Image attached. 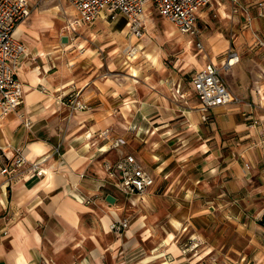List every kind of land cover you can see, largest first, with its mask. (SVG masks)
Returning a JSON list of instances; mask_svg holds the SVG:
<instances>
[{
	"label": "crops",
	"instance_id": "crops-1",
	"mask_svg": "<svg viewBox=\"0 0 264 264\" xmlns=\"http://www.w3.org/2000/svg\"><path fill=\"white\" fill-rule=\"evenodd\" d=\"M223 1L217 0L219 11L231 7L230 0ZM207 6L197 12V18L207 15ZM31 13L20 23L23 30L48 28L41 12L26 25ZM17 29L15 34L27 49L16 68L24 93L17 109L0 124V144L7 154L19 151L29 161L10 176L0 173V264H264V245L254 242L253 255L232 256L233 246L217 234H207L208 229L217 231L216 225L198 223L192 206L180 204L191 194L186 191L195 192L200 187L205 190L202 198L212 201L210 207H201L205 215L234 216V176L242 175L231 153L237 140L246 136L247 128L234 113H225L235 101L208 110V122L202 121L199 103L194 101L190 109L185 105L186 92L173 102L177 110L168 98L154 91L138 103L133 95L126 96L133 90H129L130 83L120 84L113 72L102 69L100 61L94 58L93 68L76 75L69 62L77 56L54 48V37H41L37 42L26 30L18 33ZM249 34L244 31L237 38L235 50L240 51V62L244 61ZM64 37L70 39L61 35V41ZM220 38V33L210 34L208 46L210 39ZM222 39L224 43L216 45L217 55L210 48L201 56L200 68L219 61L218 55L231 44ZM240 62L232 66L236 67L234 81L227 86L239 99L254 97L258 101L257 92L264 91L262 66H252L254 73L247 81L242 73L247 62L244 66ZM251 82L257 87L252 94L247 90ZM158 87L171 90L170 83L162 82ZM73 90H80L85 109L72 110L61 102L60 95ZM139 110L141 122L135 120ZM118 138L125 143L116 149L112 143ZM57 145H61V155L54 153ZM262 147L264 151V137ZM125 154L135 156L153 176L154 184L142 195L149 201L146 214L126 218L129 226L119 235L113 233L111 223L125 218L126 204L136 206L138 200L136 196L123 198L105 164ZM43 156L47 157L46 173L25 177L30 161ZM2 165L0 157V168ZM108 195L114 202L107 200ZM142 216L146 217L147 234L138 228ZM139 231L141 241L135 236ZM151 235L156 241L146 251L145 241Z\"/></svg>",
	"mask_w": 264,
	"mask_h": 264
},
{
	"label": "rangeland",
	"instance_id": "rangeland-1",
	"mask_svg": "<svg viewBox=\"0 0 264 264\" xmlns=\"http://www.w3.org/2000/svg\"><path fill=\"white\" fill-rule=\"evenodd\" d=\"M30 5L33 8L31 16L26 20V25L32 22V19L36 12H41L42 15L57 13L58 19H55V25L51 28H46L41 33L42 38L54 37V48L64 50L69 53L75 54L76 58H71L70 62L73 71L76 75L84 73L93 68V59L96 55H99L100 65L102 69L108 73L113 72V77H116L120 84L129 82L131 67L137 66L141 69L143 76L138 78V82L135 83L134 89L126 93V96H132L136 99L135 102L142 103L147 100L150 93L156 92L159 96H164L172 102V106L176 109L177 106L173 105L174 101L181 99V92H186L187 107H194V101L200 104L201 114L207 113L208 122L210 115L207 111H203L201 103L195 97L194 91L190 83V76L197 67L189 64L187 61V55H196L198 60L202 61L201 56L205 52L210 51L207 38L210 34L220 33L222 38L227 39L231 44L227 46L219 55L220 63L221 59L226 54L229 48L236 49L238 44V36L244 31H250L249 42L244 45L243 60L247 62L246 67L242 71L243 77L249 81L252 78V66H262L261 75L264 77V47L259 42L264 41V18L257 16V12L250 11L251 20L246 21L248 15L245 17L239 13L234 15L233 18H222L219 11V5L217 0H212L211 3L204 9H209L207 15L204 17L198 15L197 18V33L198 36L195 41L202 43V48H198L195 42L191 43V37L181 33L177 27L167 20L165 17L159 14L155 7H151L146 11L144 17V34L141 39L133 43V47L139 43L143 44L141 51H151L153 46H157L160 51L159 64L156 66L148 65L145 58L140 55L136 60H128L127 54L124 51L127 45L131 42L133 34L127 26L125 19L119 14L115 17L108 16L104 19L96 18L92 22H83L79 20V15L73 8L69 0H29ZM221 2H225L220 0ZM228 1V0H226ZM226 13L231 15V7L225 9ZM245 15V14H244ZM232 16V15H231ZM237 18H240V23L237 22ZM260 23H257L256 19ZM78 20L77 23H73L72 28H64L66 22ZM253 20V21H252ZM252 21V22H251ZM126 30V35L121 39L120 32ZM249 30V31H247ZM92 34L97 37L103 35L114 34L117 42L105 47L104 51H101V46L108 42L106 38H100L101 40L92 39ZM68 35L70 39L68 41H61L60 36ZM135 36V35H134ZM238 38V39H237ZM26 41V37L23 38ZM89 40L82 50H79V44ZM189 41V43H187ZM228 45V43H227ZM87 47L93 49L92 52L86 53ZM239 51V49H238ZM87 56H84V54ZM240 53V51H239ZM78 57H83L84 60H77ZM85 57V58H84ZM244 61L240 62L241 66H244ZM236 67H232L229 70H223L222 76L229 85L234 81ZM245 71L249 76H246ZM239 80V78H238ZM162 82L166 84L170 83L171 90L164 91L158 87ZM179 82H181V88L178 89ZM237 85V84H236ZM176 86V91H174ZM230 87V85H229ZM257 87L251 82L247 86V90L252 94V90H257ZM129 97H127L128 99ZM235 102L231 107L225 110V113H234L238 122L246 123V136L242 139H238L235 143V148L231 157L233 161L238 163L242 178L235 175V199L234 201V216L232 219L227 218L223 213L216 215H205L202 211L203 207H210L211 200L203 199L202 196L205 192L204 189L197 187L190 196L184 200H180V204L183 206H192L195 211L196 220L198 223H212L216 225L217 231L208 229V235L219 236L220 240L228 242L233 246L231 249L232 256L239 257L242 255H253L255 248L253 243L256 242L259 245H264V151L262 147V131L264 129V104L258 102L254 97L250 100L247 98H238L234 96ZM177 99V100H176ZM140 105L141 108L145 107ZM190 109V108H189ZM177 110V109H176ZM137 122L142 121L141 110H139L138 117H135ZM140 120V121H139ZM142 136V134L140 135ZM130 141V139H128ZM130 144H133L131 141ZM134 154V153H133ZM240 181L241 184L238 182ZM208 182L212 184L210 179ZM211 190H208L209 192ZM130 196L123 193V198L129 200ZM193 197V198H192ZM142 195L137 197V204L133 206V203H127L124 210L125 218L134 219L140 214H146L148 208V199ZM192 198V199H191ZM202 207V208H201ZM204 209V208H203ZM211 220V221H210ZM160 219L159 222H161ZM193 221V220H192ZM147 222V221H146ZM194 222V221H193ZM188 223V222H186ZM195 223V222H194ZM214 229V228H213ZM188 232V230L186 231ZM114 233V232H113ZM116 234V233H115ZM138 240H142L141 232L135 234ZM156 238L152 235L145 241V249L149 251ZM263 242V244H262ZM251 243V244H250ZM249 245H251L249 247Z\"/></svg>",
	"mask_w": 264,
	"mask_h": 264
},
{
	"label": "built area",
	"instance_id": "built-area-1",
	"mask_svg": "<svg viewBox=\"0 0 264 264\" xmlns=\"http://www.w3.org/2000/svg\"><path fill=\"white\" fill-rule=\"evenodd\" d=\"M69 1L79 15V20L83 22H92L102 15L106 17L122 15L127 21L131 33L138 38L144 34V17L147 8L153 6L181 33L196 38L198 36L197 12L202 7L209 5L212 0ZM230 2L232 18L241 13L244 17L248 15L246 21H250L253 17L250 11H255L257 16L264 18V0H230ZM31 11L32 6L27 0H0V124L7 115L17 109L23 98V83L16 74V68L22 58L27 55V49L15 31L18 25L30 15ZM259 43L264 47L263 40ZM195 45L202 48L200 41H195ZM239 62V53L235 49L229 48L220 63L207 62L202 68L192 73L191 85L194 94L201 102L203 111L208 112L214 107L228 105L235 100L222 76V71L228 70ZM59 98L63 104L72 110L86 108V104L81 100L80 90L65 91ZM207 118V113H204L202 119L207 120ZM24 124L29 126L30 122L25 120ZM262 136L264 137V129ZM124 143V140L118 138L113 141L112 147L119 149ZM60 149L61 145H57L54 148V153L61 155ZM0 157L3 161L0 173L7 176H10L13 171L29 161L19 151L7 154L1 144ZM46 160V156L31 160L29 172L25 177H42L46 173L44 167ZM105 167L110 175L116 178L115 186L130 197L143 195L154 184L153 176L132 154L122 155L114 163H106ZM128 226V219L123 218L115 219L110 228L114 233L120 235Z\"/></svg>",
	"mask_w": 264,
	"mask_h": 264
},
{
	"label": "bare ground",
	"instance_id": "bare-ground-1",
	"mask_svg": "<svg viewBox=\"0 0 264 264\" xmlns=\"http://www.w3.org/2000/svg\"><path fill=\"white\" fill-rule=\"evenodd\" d=\"M221 12V15H222V18H232L231 15L225 13L222 9L220 10ZM102 18L104 19V16H102ZM55 19H58V16H57V13H53V14H46V15H42V20H43V23H44V26H47L48 28H51L52 26L55 25ZM76 21V20H75ZM74 21V22H75ZM72 21H68L67 20V24L64 28H72V25L73 23ZM23 30V26L22 24L19 25L17 31L18 33H21ZM26 30V32H25ZM23 30L26 34H28L32 39H34L35 41H40L41 40V32L44 31L43 29L41 30H36L34 28H27ZM120 35H121V39L126 35V30L124 29L122 32H120ZM92 39H98V40H101L100 38H106L108 39V42L101 46V51H104L103 49H105V47H108L114 43L117 42L116 40V36H114V34H110L108 36L106 35H103L102 37L99 36L97 37L96 35L92 34ZM141 38H138L136 36L133 35V37H131V40H130V44L127 45V47L125 48V52L127 54V58L128 60H136L137 57H139L140 55H142L144 58H145V61L148 63V65H151V66H156L159 64V56H160V51L159 49L157 48V46H153L152 50L151 51H141V49L143 48V44L139 43L137 46L133 47V43L137 42L138 40H140ZM225 39V38H224ZM223 39L220 38V39H210V48L212 49V52L217 55V50H216V45H218L219 43L223 42L222 41ZM241 40V39H240ZM190 41V40H189ZM189 41H187V43H189ZM228 41L227 39H225V42ZM89 42V40H85V42L79 44V50H82L83 47L85 46V44H87ZM224 43V42H223ZM87 51L86 53H90L93 51V49L91 47H87ZM95 60L96 61H100L99 60V55H96L95 56ZM214 60V59H213ZM187 61L188 62H192L195 67L197 68H200L201 66H198V58L196 55H193V54H188L187 55ZM130 77H128L129 79V90H132L134 89V86H135V83L138 82V78L139 77H142L143 74H142V71L140 68H138L137 66H132L131 67V73L129 74ZM259 95L258 97V101H260L261 104H263V101H264V91L263 90H260L259 92H257ZM114 214L115 212L112 211ZM145 216H142L140 219H139V222H138V228L139 229H144L146 234L149 233V230L147 228V225L145 223ZM158 255H161V254H157Z\"/></svg>",
	"mask_w": 264,
	"mask_h": 264
},
{
	"label": "water",
	"instance_id": "water-1",
	"mask_svg": "<svg viewBox=\"0 0 264 264\" xmlns=\"http://www.w3.org/2000/svg\"><path fill=\"white\" fill-rule=\"evenodd\" d=\"M63 41H66V37L63 38ZM107 200L110 202H114V198L111 195L107 196Z\"/></svg>",
	"mask_w": 264,
	"mask_h": 264
}]
</instances>
